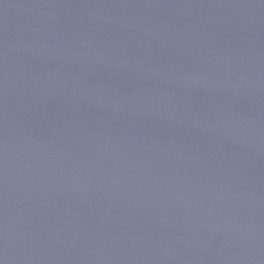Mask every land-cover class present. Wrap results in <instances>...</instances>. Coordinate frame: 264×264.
Returning <instances> with one entry per match:
<instances>
[{
  "label": "water",
  "instance_id": "water-1",
  "mask_svg": "<svg viewBox=\"0 0 264 264\" xmlns=\"http://www.w3.org/2000/svg\"><path fill=\"white\" fill-rule=\"evenodd\" d=\"M0 264H264V0H0Z\"/></svg>",
  "mask_w": 264,
  "mask_h": 264
}]
</instances>
